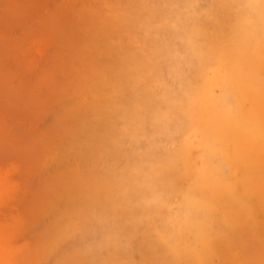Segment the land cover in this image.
<instances>
[{
    "label": "rangeland",
    "instance_id": "1",
    "mask_svg": "<svg viewBox=\"0 0 264 264\" xmlns=\"http://www.w3.org/2000/svg\"><path fill=\"white\" fill-rule=\"evenodd\" d=\"M165 1L0 0V260L160 264L121 195L178 136L149 124ZM215 249L207 264H264V206Z\"/></svg>",
    "mask_w": 264,
    "mask_h": 264
},
{
    "label": "bare ground",
    "instance_id": "2",
    "mask_svg": "<svg viewBox=\"0 0 264 264\" xmlns=\"http://www.w3.org/2000/svg\"><path fill=\"white\" fill-rule=\"evenodd\" d=\"M164 3L158 66L147 75H153L149 124L174 128L178 136L162 145L163 155L133 164L132 184L121 196L135 222L150 227L143 238L151 260L207 264L233 226L253 225L263 211L264 0ZM1 244L0 255L9 257L11 248Z\"/></svg>",
    "mask_w": 264,
    "mask_h": 264
}]
</instances>
